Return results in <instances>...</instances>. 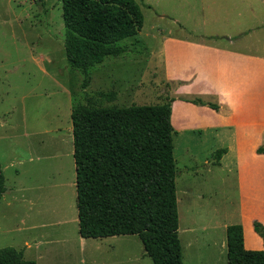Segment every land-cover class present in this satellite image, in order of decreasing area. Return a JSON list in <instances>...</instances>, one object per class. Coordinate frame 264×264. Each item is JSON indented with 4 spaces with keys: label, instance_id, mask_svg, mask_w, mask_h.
<instances>
[{
    "label": "rangeland",
    "instance_id": "374dc122",
    "mask_svg": "<svg viewBox=\"0 0 264 264\" xmlns=\"http://www.w3.org/2000/svg\"><path fill=\"white\" fill-rule=\"evenodd\" d=\"M136 1L144 23L118 42L127 51L82 74L65 57L61 0H0V166L8 189L0 200V248L22 250L36 264H152L136 235H79L71 135V109L86 97L96 108L173 96L177 83H166L153 65L162 59L164 34L188 32L184 3ZM176 107L175 119L196 121ZM172 142L182 263L227 264L220 226L236 207L235 171L206 170L213 157L205 161L207 144L197 132L175 130ZM26 240L35 242L26 247Z\"/></svg>",
    "mask_w": 264,
    "mask_h": 264
},
{
    "label": "trees",
    "instance_id": "16d2710c",
    "mask_svg": "<svg viewBox=\"0 0 264 264\" xmlns=\"http://www.w3.org/2000/svg\"><path fill=\"white\" fill-rule=\"evenodd\" d=\"M64 52L86 74L106 57L123 55L118 42L135 36L143 14L136 0H61ZM180 84V83H177ZM85 85V81L83 82ZM110 96V95H108ZM153 105L72 107L78 233L82 238L136 235L152 264H183L178 237L172 101ZM218 110L200 96H178ZM225 149L217 150L219 159ZM264 152V145L256 149ZM6 191L0 166V198ZM263 248L246 249L241 224L226 227L227 264H264V225L253 221ZM0 264H36L14 247L0 248Z\"/></svg>",
    "mask_w": 264,
    "mask_h": 264
},
{
    "label": "crops",
    "instance_id": "0c3cea01",
    "mask_svg": "<svg viewBox=\"0 0 264 264\" xmlns=\"http://www.w3.org/2000/svg\"><path fill=\"white\" fill-rule=\"evenodd\" d=\"M180 3H184L188 32L179 28L164 34L162 59L157 56L153 65L166 83H180L173 91L171 122L180 132H197L198 139L207 144L205 161L209 155L213 160L206 170L234 169L236 207L227 212L224 224L218 225L226 233L228 225L241 224L245 248L260 250L263 241L254 231L253 221L264 225V152H256L264 145V0ZM191 95L204 102L212 99L219 109L178 98ZM175 106L186 114L192 111L196 121L175 119ZM220 149L225 151L217 159L215 153ZM225 183V179L221 181V189ZM7 192L6 187L0 200ZM218 225L206 226L219 229ZM33 242L26 240L24 246Z\"/></svg>",
    "mask_w": 264,
    "mask_h": 264
}]
</instances>
